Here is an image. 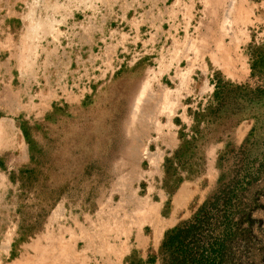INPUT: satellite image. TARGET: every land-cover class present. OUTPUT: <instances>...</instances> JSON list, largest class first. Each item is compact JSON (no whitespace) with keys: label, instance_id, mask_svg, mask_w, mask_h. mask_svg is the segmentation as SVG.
Masks as SVG:
<instances>
[{"label":"rangeland","instance_id":"obj_1","mask_svg":"<svg viewBox=\"0 0 264 264\" xmlns=\"http://www.w3.org/2000/svg\"><path fill=\"white\" fill-rule=\"evenodd\" d=\"M137 3L143 4L140 0L116 4L124 13ZM95 4L100 13L104 0ZM85 6L82 2L80 9ZM191 6L184 20L192 14L196 23L187 45H175L173 50L119 45L112 64L111 52L99 51L104 66L97 71L91 92L77 104L55 103L48 113L29 117L23 107L26 99L16 100L23 104L18 107L5 97L7 82L0 76V264H120L114 256L124 254L122 264L147 260L133 248L132 237L138 230L146 239L155 231L156 217L166 214L164 158L178 148L179 133L192 135L193 112L206 105L212 81L261 85L257 76L250 77L248 47L263 48L264 0H197ZM56 8L55 0H0V75L13 69L14 76L20 75L23 93L32 69L26 46L63 39L52 30L61 21L51 16ZM109 20L96 18L98 45L104 44L103 22ZM111 20L116 25L122 21L115 36L118 43L141 40L126 37V30L137 29L140 23L130 26L115 15ZM195 40L201 43L195 45ZM206 77L211 81H203ZM254 112L262 117L242 121L228 137L204 138L199 144L203 166L188 179L207 175L214 183L212 191L219 177L217 159L227 143L234 151L226 165L253 175L260 171L243 199L251 236L248 252L239 254L237 264H264V104ZM25 129L40 166V172L27 179L18 175L35 163L29 160ZM21 153L26 161L16 160ZM160 201L164 204L158 211ZM68 230L76 232L70 242ZM87 232L93 241L84 238ZM55 233L66 239L60 249L52 238L42 240Z\"/></svg>","mask_w":264,"mask_h":264},{"label":"crops","instance_id":"obj_2","mask_svg":"<svg viewBox=\"0 0 264 264\" xmlns=\"http://www.w3.org/2000/svg\"><path fill=\"white\" fill-rule=\"evenodd\" d=\"M112 1L115 3H108ZM123 1L129 2V0ZM140 1L143 4L129 5L126 7V11L121 13L120 5L116 4L120 0H104L102 11L97 13L95 0H55L57 10L51 16L61 21L55 23L56 26H52V30L54 34L57 32L61 34L63 39L56 43H48L46 41L45 44L27 45L26 47L31 50L32 65L31 79L26 85L28 86V91L22 92L24 89L21 90L20 87V75L14 76L12 74L13 69H9V73L6 76L0 75L1 79L7 82L5 97L12 99V101L26 99L25 105L21 102L17 103V101L16 105L18 107L23 105L29 110V117L37 118L48 113L55 103H79L91 92V85L96 81L97 71L104 66L103 55L107 51L111 52L110 62L112 64L116 52L119 51V45H152L153 49H160L166 46L167 49L171 48L172 50L176 49L175 45H187V35L193 34L195 30L193 24L196 23V20L194 19L195 15L192 14H190L191 16L188 17L187 21L184 18L188 9L192 10V3L197 2V0ZM82 2L86 3L83 10L80 9ZM64 10H66V14ZM113 15L117 18L127 19L130 26L135 22L140 23L137 29L128 28L126 37L133 39L135 36H141V40L138 42L134 41L135 43L131 41H126L122 44L118 43L115 36L120 33L118 30L122 29L118 26V24H122V21H119L116 25L111 20ZM34 17L35 14L31 18ZM97 17L110 18L108 22H103V33L106 35L103 45H98L99 41L96 39L98 32L96 27ZM145 18H151L152 22L150 24L147 23L143 20ZM161 18L164 20L160 21ZM125 25L126 23L123 24V26ZM194 42L195 45L201 43L200 40H195ZM16 46L18 45H6V47L11 49ZM102 50L103 55H100L98 52ZM97 60L99 61L97 62ZM182 60L185 62L186 59L182 58ZM7 62L9 65L11 64L10 57H8ZM208 77L204 78L203 81L210 82L211 80ZM16 160L26 161V154L21 153ZM208 177L204 175L197 181L184 180L168 199L169 204L165 203L166 214L163 217H156L154 221L155 231L146 239L141 231H136L132 237V243H134V246H132L142 254L141 258H147L149 255L156 256L164 232L189 219L205 201L214 184ZM163 204L164 202L160 201L158 211L159 207H163ZM77 225L78 228L81 227L80 224ZM70 232L69 230L67 231V241L69 242L75 239L76 236L75 230ZM87 234L88 232L85 235ZM49 237L57 243V249H60L62 242L66 240L65 236L60 235V233L47 234L42 237L45 238L42 240H46ZM84 238H87V242L93 241V239L90 240L91 237L88 235ZM126 244V241H124L122 247ZM41 248L44 247L42 246ZM45 248L47 249V247ZM113 248L117 249V247ZM125 255L114 256V258L122 264L120 261ZM145 261L143 260V262ZM114 264L118 263L115 262Z\"/></svg>","mask_w":264,"mask_h":264},{"label":"trees","instance_id":"obj_3","mask_svg":"<svg viewBox=\"0 0 264 264\" xmlns=\"http://www.w3.org/2000/svg\"><path fill=\"white\" fill-rule=\"evenodd\" d=\"M248 48L250 77L257 76L261 85L254 88L248 84L235 85L221 78L212 81L213 92L206 105L193 112L192 135L179 133L178 148L170 157L164 158L162 187L169 198L184 180L203 166L199 144L204 138L218 134L228 137L242 121H258L262 117L254 110L257 105L264 104V45L263 48ZM23 135L29 147V160L35 162L34 167L18 171V175L27 179L34 172L39 173L40 166L33 153L35 145L29 141L26 129ZM216 141L220 142V138ZM233 151L227 143L218 156L219 177L205 201L189 219L164 232L156 256L149 255L145 262L137 264H237L239 254L248 252L251 230L247 227L249 215L243 199L260 171L253 175L226 165L225 161ZM243 184L244 188L241 187Z\"/></svg>","mask_w":264,"mask_h":264}]
</instances>
